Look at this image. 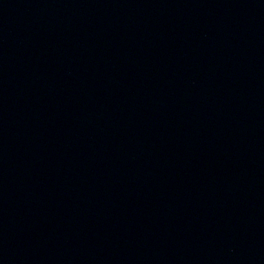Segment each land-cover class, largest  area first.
I'll return each instance as SVG.
<instances>
[{"label":"water","instance_id":"water-1","mask_svg":"<svg viewBox=\"0 0 264 264\" xmlns=\"http://www.w3.org/2000/svg\"><path fill=\"white\" fill-rule=\"evenodd\" d=\"M0 264H264V0H0Z\"/></svg>","mask_w":264,"mask_h":264}]
</instances>
